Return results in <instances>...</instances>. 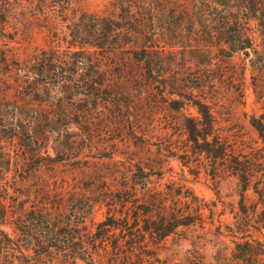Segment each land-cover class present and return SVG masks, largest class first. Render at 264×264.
Segmentation results:
<instances>
[{"label":"rangeland","instance_id":"obj_1","mask_svg":"<svg viewBox=\"0 0 264 264\" xmlns=\"http://www.w3.org/2000/svg\"><path fill=\"white\" fill-rule=\"evenodd\" d=\"M114 1L72 0L70 7L109 16ZM178 1L191 10L203 6L201 0ZM54 9L43 11L37 0L1 4L0 60L2 54L11 59L0 63V71L11 70L5 73L11 88L18 78L27 81L21 91L24 122L47 130L18 137L0 127L1 229L15 236L13 221L21 203L24 209H55L66 202L84 216L87 200L94 207L82 230L86 241L108 216L128 212L143 218L149 203L160 199L188 216L183 221L189 224L165 237L146 235L144 255L137 251L131 264H264V207L252 188L264 182V132L260 136L251 125L254 121L264 127V28L250 22L256 51L230 57L221 39L207 53L200 26L195 35L189 24L184 26V36L191 39L185 48L161 53L152 44H142L154 50L147 66L131 59L124 48L102 58L104 74L94 75L80 54L81 66L70 75L71 82L47 90L42 82L57 76H26L15 70L50 48L67 49L66 21L61 8ZM119 38L127 47L128 38ZM102 79L109 83V90L99 93L102 99L86 97L91 81ZM32 80L40 84L38 90L30 87ZM9 95L17 96L12 89ZM197 106L213 116L211 128L197 123L202 121ZM191 125L200 138L226 143V156L215 159L203 151L215 147L213 143L191 142ZM234 151L253 164L243 210L241 186L230 167ZM104 248L98 249V264H108ZM38 264L71 263L55 255Z\"/></svg>","mask_w":264,"mask_h":264},{"label":"trees","instance_id":"obj_2","mask_svg":"<svg viewBox=\"0 0 264 264\" xmlns=\"http://www.w3.org/2000/svg\"><path fill=\"white\" fill-rule=\"evenodd\" d=\"M201 1L203 6L191 10L186 3L178 0H115L113 13L105 16L100 13H88L82 8H72L70 7L72 0H37L43 11L48 9L54 12L56 6L61 8V15H64L66 21L67 33H64L63 39L68 44L67 49L62 51L57 46L56 49L43 51L41 57L35 56L29 61V65L17 68L15 73L25 72L26 76L36 73L57 76V80L45 78L41 84L47 90H52L56 83L64 86L71 82L70 75L76 73L81 66L77 60L80 54L87 59L85 65L92 74L102 75L104 74L102 58L124 48L131 59L147 66L153 59L151 54L154 50L153 47L149 48L142 44H152L161 53L166 49L170 52L175 48H185L191 40L184 36L186 24L191 26L195 35L198 34L197 25L200 26L206 37L204 46L207 47V53L214 47L215 39H221L220 45L228 49L229 57L239 52L247 53L248 50H254L250 34L253 32L249 31L247 25L256 22L259 27L264 28V0ZM1 4L2 0L0 15ZM69 11L71 15L68 16ZM121 35L128 38L127 47L122 46L119 38ZM2 55L0 63L5 65L11 58L6 54ZM10 72L11 70L0 71V127L9 129L11 135L18 137L31 131L46 133L47 130L29 128L25 124L26 106L21 91L27 81L18 78L14 80V87L11 88L9 76L5 74ZM29 85L32 90H38L40 86L33 80ZM10 89L17 95L16 97L9 95ZM104 90H109V83L106 80H92L89 92L85 96L89 99H102L99 93ZM197 107L202 118V121L197 120V123L204 122L202 126L211 128L214 123L213 116L204 106ZM251 125L260 136L263 135L264 127L260 122L255 124L252 121ZM190 131L191 142L197 144L201 140L208 146L211 143L215 145L203 150L213 158L226 156V143H222V140L213 138L209 141L206 135L200 138L196 135V127L192 125ZM230 163L241 186L240 207L243 210L244 193L253 178L252 159L234 151ZM147 183L146 180L144 185ZM252 188L259 203L264 207V182L260 181V184L255 182ZM85 205L86 213L80 216L81 209L75 204L69 207L66 202L58 203L55 209L32 206L24 209V204L21 203V210L13 221L15 236L10 237L0 227V261L5 260L7 264H14V261L18 264H38L45 258L59 255L71 264L77 261L83 264H98L96 259L98 249L105 247L103 251L107 255L108 264H118L120 261L131 264L137 251L140 253L143 251L144 255L142 239L146 235L165 237L179 225L189 224L183 221L188 216L179 214L173 205L159 199L149 203L150 210L143 218L138 215L130 216L128 212H124L119 218L108 216L97 224L94 232L87 234V240L84 241L82 230L86 228L87 217L94 207L87 200ZM140 221L142 225L139 224ZM262 223L264 224V221ZM107 243H110V250L107 249Z\"/></svg>","mask_w":264,"mask_h":264}]
</instances>
